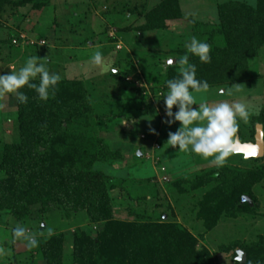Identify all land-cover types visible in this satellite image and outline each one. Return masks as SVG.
Listing matches in <instances>:
<instances>
[{
    "label": "rangeland",
    "instance_id": "obj_1",
    "mask_svg": "<svg viewBox=\"0 0 264 264\" xmlns=\"http://www.w3.org/2000/svg\"><path fill=\"white\" fill-rule=\"evenodd\" d=\"M230 1L252 7L256 4V0H178L180 17L163 21L164 26L159 28L151 15L163 0H32L15 8L7 2L0 11V75L18 70L30 56L48 57L49 68L61 75V81L82 83L97 114L109 119L99 136L117 157L95 168L112 176L133 199H119L122 192L116 191L114 218L129 222L141 215L154 223L178 224L196 238L198 249L209 251L215 264H234L233 254L238 249L229 250L231 244L264 239V178L251 188L258 202L253 214L222 215L211 230L204 227L197 212L203 194L215 184L192 189V183L202 174L223 168L239 173L264 169V156L254 160L234 155L223 167H217L211 158L172 148L166 143L168 133L175 132L179 124L169 128L162 123V94L167 91L169 67L181 68L175 62L170 66L168 59L184 55L185 45L193 36L206 41L211 33L217 35L218 7ZM97 49L110 65L108 71L105 65L92 63ZM233 85H241L233 89V95L219 94V89ZM194 95L198 103H246L251 118L248 124L240 121L238 136L252 142L257 121L264 119V45L249 62L248 79L212 84L203 98ZM16 103L15 94L0 95L2 143L19 140ZM85 219L82 213L66 215L56 208L45 218L37 215L19 224L41 233L40 242L49 237L48 229L52 235L63 234V264H72L74 233L81 230L95 236L100 228ZM16 224L12 217L0 213V264H30L36 260L42 264L36 248L13 242L11 230Z\"/></svg>",
    "mask_w": 264,
    "mask_h": 264
},
{
    "label": "trees",
    "instance_id": "obj_2",
    "mask_svg": "<svg viewBox=\"0 0 264 264\" xmlns=\"http://www.w3.org/2000/svg\"><path fill=\"white\" fill-rule=\"evenodd\" d=\"M30 1L0 0V11L7 2L15 8ZM151 16L156 28L167 19L179 18L178 0H163ZM218 17L220 38L211 33L205 41L212 47L211 63L190 59L196 64L197 78L209 85L238 83L249 78V62L264 45V0H256L254 7L246 2L224 3L218 7ZM169 68L167 80L180 75V70ZM22 91L29 101L16 103L19 140L0 142V213L18 223L37 215L45 218L56 208L66 215L84 214L88 224L100 228L95 236L81 230L74 233L72 264H215L209 251L198 249L196 238L178 224L154 223L141 215L129 222L114 218L115 192H122L119 199H133L112 176L95 168L117 156L99 136L109 119L97 114L82 83L61 81L46 102L34 90ZM257 123L264 131V119ZM263 178L262 168L240 173L223 168L197 177L192 189L215 184L198 202L197 218L211 230L222 215L253 214L258 202L251 188ZM243 196L252 205L241 203ZM63 246V234L49 236L36 248L38 259L42 264H63ZM228 249L243 250L245 264H264L263 238L236 242ZM234 264L239 263L234 260Z\"/></svg>",
    "mask_w": 264,
    "mask_h": 264
},
{
    "label": "clouds",
    "instance_id": "obj_3",
    "mask_svg": "<svg viewBox=\"0 0 264 264\" xmlns=\"http://www.w3.org/2000/svg\"><path fill=\"white\" fill-rule=\"evenodd\" d=\"M185 47L184 55L178 59L169 58L167 61L169 65L175 62L181 68L178 77L166 81L167 92L162 94L165 106V120L162 123L169 128L173 124H179L175 132L168 133L166 143L178 151L211 158V163L217 167H223L234 155H242L245 159L258 155L257 144L242 141L238 136L240 121L248 124L251 118L246 103L240 101L209 103L206 100L198 103L194 95L198 93L203 98L204 94L208 93L210 85L206 80L197 78L196 64L191 62L190 57L197 58L202 64L211 63V45L193 36ZM92 63L105 65V71L110 67L99 49L93 53ZM48 64V57L40 58L33 55L28 57L18 70L0 75V95L15 94L19 104H27L29 97L22 91L27 88L34 90L38 98L46 102L62 80L61 75L52 71ZM112 71L116 72L117 69ZM240 87L241 85H233L227 89L221 88L219 94L231 96L233 89L238 90ZM150 132L156 134L155 129H150ZM259 134L264 136V132ZM43 227L44 225H41V228ZM39 235L41 233L33 232L19 223L11 230L13 242H23L29 249L39 247ZM48 235H52L51 229H48ZM2 251L3 249H0V252ZM243 257V250H237L236 260L241 261Z\"/></svg>",
    "mask_w": 264,
    "mask_h": 264
},
{
    "label": "water",
    "instance_id": "obj_4",
    "mask_svg": "<svg viewBox=\"0 0 264 264\" xmlns=\"http://www.w3.org/2000/svg\"><path fill=\"white\" fill-rule=\"evenodd\" d=\"M261 132H264L263 131V126L260 125V124L256 125L254 139H253V142H251V143H255V144H257L259 146V154L256 155V156H250L247 159H260V158H262L264 156V136H261L259 134ZM138 155L142 156L140 153ZM241 203H248L249 205H252V202H251L250 198L247 197V196H243L242 197ZM236 254H237V251H236ZM237 262L239 264H245L246 263V254L244 253V257L242 258V260L241 261H237Z\"/></svg>",
    "mask_w": 264,
    "mask_h": 264
}]
</instances>
